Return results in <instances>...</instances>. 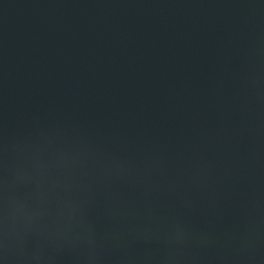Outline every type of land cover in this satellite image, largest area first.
I'll list each match as a JSON object with an SVG mask.
<instances>
[{"label": "water", "instance_id": "95a60500", "mask_svg": "<svg viewBox=\"0 0 264 264\" xmlns=\"http://www.w3.org/2000/svg\"><path fill=\"white\" fill-rule=\"evenodd\" d=\"M0 264H264V0H0Z\"/></svg>", "mask_w": 264, "mask_h": 264}]
</instances>
